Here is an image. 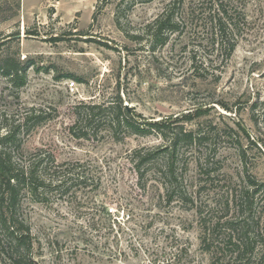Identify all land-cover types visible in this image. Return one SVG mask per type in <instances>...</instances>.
Segmentation results:
<instances>
[{"label":"rangeland","instance_id":"1","mask_svg":"<svg viewBox=\"0 0 264 264\" xmlns=\"http://www.w3.org/2000/svg\"><path fill=\"white\" fill-rule=\"evenodd\" d=\"M3 1L0 58H16L29 68L19 90L0 74V113L47 114L29 132L18 158L26 164L44 159L51 178L82 171L87 179L67 194L44 196V202L24 199L35 264H206L193 207L211 224L222 215L228 188L244 179L228 129L240 123L251 137L264 139V122L255 125L249 112L264 103V0H233L242 21L237 47L221 67L209 44V25L200 21L211 8L200 0H18L17 15L1 21L8 9ZM169 3L184 32L153 48L147 27ZM54 37L59 41L50 42ZM117 95L143 125L209 131L200 152L210 157L209 176L197 166L201 154L185 149L174 168L182 193L168 200L162 175L168 158L156 131L145 126L144 136L127 135L122 128L115 139L106 131L108 122L99 121L87 140L71 136L76 106ZM147 154L155 158L137 171ZM248 159L249 173L264 182V158L253 150ZM109 219L116 220L113 231Z\"/></svg>","mask_w":264,"mask_h":264},{"label":"trees","instance_id":"2","mask_svg":"<svg viewBox=\"0 0 264 264\" xmlns=\"http://www.w3.org/2000/svg\"><path fill=\"white\" fill-rule=\"evenodd\" d=\"M3 2V5H8V9L5 11L7 15H3L1 21H7L17 15L20 6L18 0ZM200 3L208 4L211 8L205 17L201 16L200 21L204 26L209 25V44L216 51L215 59L220 58V67L224 66L232 57L238 43L236 29L242 19L235 9L236 2L200 0ZM176 12L175 4H167L157 19L147 27L146 34L151 47L165 46L172 35H182L184 29L180 30V24L175 22ZM194 14L191 13L190 16ZM27 35L36 36L28 32ZM49 40L59 41L56 37ZM4 44L1 43L0 48ZM192 60L194 61L193 57L191 63ZM220 67L214 70L220 72ZM28 68V64H23L16 58H0V74L17 90L26 84ZM67 78L82 82V79L72 75ZM218 78L219 76L216 77ZM225 110L230 109L226 107ZM249 112L250 120L255 125L257 120L264 122V103L252 105ZM72 114L74 121L68 130L71 136L78 140H87L91 125L99 121L108 122L106 131L115 139H118L122 128H125L127 135L144 136L147 130L145 126L156 131L165 143L161 152H166L168 158L162 171V175L167 179L165 194L168 200H173L174 196L182 193L175 178L177 156L182 155L188 148H193L200 155L201 148H207L210 136L209 131L200 127L194 131H185L182 127L165 122L143 125L144 123H139L131 117L119 95L112 101L98 105L80 104L73 109ZM46 116L43 111L33 109H26L17 117L7 116L5 112L0 113V264H35L32 235L26 215L22 212V204L27 196L33 203L44 202V196L52 192L67 194L75 184H85L87 180L82 171H76L74 174L67 172L51 178V166L49 167L44 159L36 157L26 164L18 158L23 153L24 141L31 129L45 122ZM235 126L236 130L228 129L230 133H227V136L235 138L234 147L244 168V179L228 188L222 215L211 224L204 217L200 207H193L199 218V249L207 256L206 264H264V182L257 181L247 168L248 157L253 150L264 158V139L251 137L240 123H235ZM242 139L245 144L241 143ZM200 156L197 166L208 177L210 157L208 154ZM154 158L153 155H143L136 164L137 171L140 172L141 168L150 164ZM253 169L254 165L251 167V170ZM106 216L111 215L106 213ZM115 223L116 220L109 219L110 231H113L112 226ZM184 256L190 258L188 251H184Z\"/></svg>","mask_w":264,"mask_h":264},{"label":"built area","instance_id":"3","mask_svg":"<svg viewBox=\"0 0 264 264\" xmlns=\"http://www.w3.org/2000/svg\"><path fill=\"white\" fill-rule=\"evenodd\" d=\"M74 85H75V83L74 82H71V83H69V89L72 91L73 90V88H74ZM111 212V211H110Z\"/></svg>","mask_w":264,"mask_h":264},{"label":"water","instance_id":"4","mask_svg":"<svg viewBox=\"0 0 264 264\" xmlns=\"http://www.w3.org/2000/svg\"><path fill=\"white\" fill-rule=\"evenodd\" d=\"M127 107V106H126ZM127 109V108H126Z\"/></svg>","mask_w":264,"mask_h":264}]
</instances>
